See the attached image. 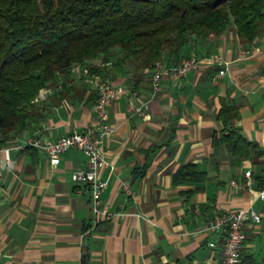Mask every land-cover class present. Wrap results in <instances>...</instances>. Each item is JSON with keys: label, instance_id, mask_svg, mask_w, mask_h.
Wrapping results in <instances>:
<instances>
[{"label": "crops", "instance_id": "crops-1", "mask_svg": "<svg viewBox=\"0 0 264 264\" xmlns=\"http://www.w3.org/2000/svg\"><path fill=\"white\" fill-rule=\"evenodd\" d=\"M192 55L198 66L183 76L169 73L158 90L150 69L114 71L101 58L88 60L126 89L108 108L114 132L103 140L108 163L100 175L110 212L99 221L88 185L73 179L84 152L71 148L53 165L41 148L25 144L93 125L96 91L77 79L82 97H38L41 116L0 139V264H219L225 231L209 230L208 222L248 206L261 220H246L238 264H264V37L249 41L232 27L193 38L169 59ZM216 55L225 63L208 59ZM225 105L238 107L229 127L258 145L249 155L214 142L224 132ZM189 164L205 179L176 182ZM249 168L250 187L232 184L248 181Z\"/></svg>", "mask_w": 264, "mask_h": 264}, {"label": "trees", "instance_id": "trees-1", "mask_svg": "<svg viewBox=\"0 0 264 264\" xmlns=\"http://www.w3.org/2000/svg\"><path fill=\"white\" fill-rule=\"evenodd\" d=\"M232 27L246 40L263 38L264 0H0V139L41 116L43 88L54 97L83 96L74 63L104 75L110 66L152 70L193 38ZM97 58L107 70L88 63ZM237 114L236 105L221 109L224 132L214 142L249 155L258 145L228 125ZM205 177L192 164L174 176L176 182Z\"/></svg>", "mask_w": 264, "mask_h": 264}, {"label": "built area", "instance_id": "built-area-1", "mask_svg": "<svg viewBox=\"0 0 264 264\" xmlns=\"http://www.w3.org/2000/svg\"><path fill=\"white\" fill-rule=\"evenodd\" d=\"M219 64H224V59L219 56L208 57ZM201 59L196 55L184 57L177 63H171L168 57L163 56L157 59L152 66V87L158 90L162 86V81L166 75L174 72L178 75H186L190 70L196 68ZM71 71L77 78L84 80L96 91V122L84 129L72 130L57 138L43 140L39 138H29L26 145H33L41 148L49 157L51 164L57 165L61 161L62 155L71 148L82 150L86 156L85 165L73 173V179L88 185L90 191L91 215L95 221L105 218L109 214V204L102 199V191L106 181L101 177V169L108 163L103 148V140L106 135L114 132V126L108 122V108L116 98L126 91L124 85L114 83L107 75L94 72L89 73L86 66L81 63H74ZM221 69L220 73H224ZM51 88H43L42 92H51ZM141 111V106L137 107ZM8 152V148L6 149ZM248 181L233 179L232 184L247 188L252 180V169L244 172ZM126 191L130 192L131 187L128 182L124 183ZM260 196L264 198V189L260 191ZM256 222L261 220V215L252 206L243 207L235 211L219 212L208 222V229L212 231H225L223 242V258L219 264H238L242 260V249L244 247L247 233L245 222L247 219Z\"/></svg>", "mask_w": 264, "mask_h": 264}]
</instances>
